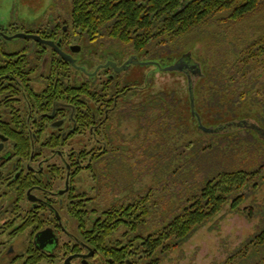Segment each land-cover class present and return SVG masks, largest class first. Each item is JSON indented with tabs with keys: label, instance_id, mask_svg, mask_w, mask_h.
Wrapping results in <instances>:
<instances>
[{
	"label": "flooded vegetation",
	"instance_id": "obj_1",
	"mask_svg": "<svg viewBox=\"0 0 264 264\" xmlns=\"http://www.w3.org/2000/svg\"><path fill=\"white\" fill-rule=\"evenodd\" d=\"M50 1L34 21L0 16V264H145L131 226L153 180L136 123L149 75L182 72L190 91L196 61L89 31L71 0Z\"/></svg>",
	"mask_w": 264,
	"mask_h": 264
},
{
	"label": "trees",
	"instance_id": "obj_2",
	"mask_svg": "<svg viewBox=\"0 0 264 264\" xmlns=\"http://www.w3.org/2000/svg\"><path fill=\"white\" fill-rule=\"evenodd\" d=\"M71 6V18L85 29H106L123 41L131 37L134 46L148 44L150 52H164L169 58L179 46L192 43L191 49L174 56L187 53L201 67L192 93L182 72L150 74L148 105L141 108L136 123L135 143L147 151L143 160L154 186L163 172L171 179L183 173L178 212L148 233L147 239L141 229L148 230V220L159 208L153 184L147 203L138 201L133 209L138 216L131 228L133 234L139 231L134 241L142 238L147 248L143 251L147 255L141 257L138 244L134 260L159 264L226 206L239 211L240 204L264 183V137L250 128L205 133L197 129L196 119L198 115L206 127L244 119L264 129V26H254L255 30L230 42L209 32L198 39L196 32L212 23L222 31L223 24L262 11L264 0H71ZM160 158L169 166L164 171ZM245 210L250 216V208ZM239 252L242 260L261 253L254 264H264V227Z\"/></svg>",
	"mask_w": 264,
	"mask_h": 264
},
{
	"label": "rangeland",
	"instance_id": "obj_3",
	"mask_svg": "<svg viewBox=\"0 0 264 264\" xmlns=\"http://www.w3.org/2000/svg\"><path fill=\"white\" fill-rule=\"evenodd\" d=\"M48 3L50 4L51 1L0 0V16L5 18V20L9 19L19 24L24 21H34L41 18L43 10H45V4ZM223 25L222 31L221 27L216 23L206 27L203 26L196 30L197 38L205 37L204 34H208V32L215 34L224 42H230L232 38H239L241 35L244 36L246 31L255 30L254 26H264V9L240 21ZM185 41L181 40V43H185ZM189 47H193V44L186 43L175 49L180 52ZM179 52L174 53V55ZM169 55L171 56L169 60H173L175 56L173 54ZM159 160L161 163L160 170L164 171L165 167L169 168V166L163 164L164 158ZM151 162L149 161L150 164ZM177 172L178 169H176ZM161 175L163 177L155 187L157 189L159 208L153 214L154 217L149 216L147 230L149 234L156 232L165 225L178 212L181 206L183 173L178 172L175 179L164 176V172ZM245 208H250V216L247 215ZM263 227L264 183L253 194L248 196L245 202L240 204L239 211L230 210L229 206H226L216 217L204 224L186 241L165 255L159 264H254V262L260 260L261 253L252 257L247 256L242 260L239 248L243 247L251 236Z\"/></svg>",
	"mask_w": 264,
	"mask_h": 264
},
{
	"label": "water",
	"instance_id": "obj_4",
	"mask_svg": "<svg viewBox=\"0 0 264 264\" xmlns=\"http://www.w3.org/2000/svg\"><path fill=\"white\" fill-rule=\"evenodd\" d=\"M184 55H187V54H184ZM182 61H183V59H182ZM182 61L176 62L173 65L168 66L166 69H168V70H181L183 67ZM119 69H121V68H119ZM195 74H196V78H195V80H192V82H193L192 84H194L196 79H198L202 75V70H201L199 63H196ZM189 89L192 93L193 85L189 86ZM192 115H195L193 109H192ZM196 119H197V129L202 131V132H205V133H216L217 131H221L222 129H224L226 127L250 128V129L258 132V134L260 136L264 137V129L262 127H260L259 125H257L256 123L249 121V120L241 119V120H235V121L227 122L225 124L218 125L215 127H212V126L206 127L201 123L200 117L198 115H196Z\"/></svg>",
	"mask_w": 264,
	"mask_h": 264
}]
</instances>
